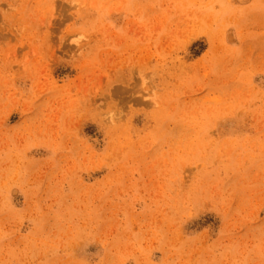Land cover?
Wrapping results in <instances>:
<instances>
[{
  "label": "rangeland",
  "instance_id": "rangeland-1",
  "mask_svg": "<svg viewBox=\"0 0 264 264\" xmlns=\"http://www.w3.org/2000/svg\"><path fill=\"white\" fill-rule=\"evenodd\" d=\"M0 264H264V0H0Z\"/></svg>",
  "mask_w": 264,
  "mask_h": 264
}]
</instances>
